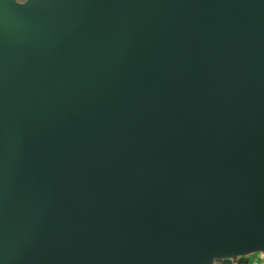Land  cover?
<instances>
[{"label": "water", "instance_id": "water-1", "mask_svg": "<svg viewBox=\"0 0 264 264\" xmlns=\"http://www.w3.org/2000/svg\"><path fill=\"white\" fill-rule=\"evenodd\" d=\"M264 252V0H0V264Z\"/></svg>", "mask_w": 264, "mask_h": 264}, {"label": "crops", "instance_id": "crops-1", "mask_svg": "<svg viewBox=\"0 0 264 264\" xmlns=\"http://www.w3.org/2000/svg\"><path fill=\"white\" fill-rule=\"evenodd\" d=\"M253 260L264 264V252L246 256V257L235 258L232 260L209 261L207 264H247L248 262L253 261Z\"/></svg>", "mask_w": 264, "mask_h": 264}, {"label": "built area", "instance_id": "built-area-1", "mask_svg": "<svg viewBox=\"0 0 264 264\" xmlns=\"http://www.w3.org/2000/svg\"><path fill=\"white\" fill-rule=\"evenodd\" d=\"M247 264H262V263L253 260V261L248 262Z\"/></svg>", "mask_w": 264, "mask_h": 264}, {"label": "rangeland", "instance_id": "rangeland-1", "mask_svg": "<svg viewBox=\"0 0 264 264\" xmlns=\"http://www.w3.org/2000/svg\"><path fill=\"white\" fill-rule=\"evenodd\" d=\"M14 1H16V2H23L24 0H14Z\"/></svg>", "mask_w": 264, "mask_h": 264}]
</instances>
